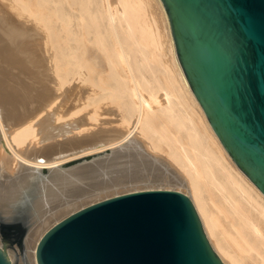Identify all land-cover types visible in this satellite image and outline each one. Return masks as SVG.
<instances>
[{
  "label": "bare ground",
  "instance_id": "1",
  "mask_svg": "<svg viewBox=\"0 0 264 264\" xmlns=\"http://www.w3.org/2000/svg\"><path fill=\"white\" fill-rule=\"evenodd\" d=\"M161 177L186 187L177 190L224 264H264V193L191 90L162 1L0 0V248L10 264L23 261L1 222L27 221V264H37L39 238L82 186Z\"/></svg>",
  "mask_w": 264,
  "mask_h": 264
},
{
  "label": "water",
  "instance_id": "2",
  "mask_svg": "<svg viewBox=\"0 0 264 264\" xmlns=\"http://www.w3.org/2000/svg\"><path fill=\"white\" fill-rule=\"evenodd\" d=\"M161 1L191 90L264 193V0ZM35 256L37 264H224L190 197L159 188L75 209L44 231ZM0 264H10L2 248Z\"/></svg>",
  "mask_w": 264,
  "mask_h": 264
},
{
  "label": "rangeland",
  "instance_id": "3",
  "mask_svg": "<svg viewBox=\"0 0 264 264\" xmlns=\"http://www.w3.org/2000/svg\"><path fill=\"white\" fill-rule=\"evenodd\" d=\"M6 64L9 65L8 62ZM90 161H91V158H87V159H81L79 161H75L72 163L73 164H79V163H85V162H90ZM167 172H169V173H167ZM163 173H164L163 177L173 178V174H171L170 170H168V171L164 170ZM166 178L163 179L161 177V178H158V180L155 178H148L150 180H148L146 178V180H145V178H143V179H138V180H134V181L133 180H127V181H123V182L122 181L113 182L110 179H106L104 182L96 183V185H93L94 187H92L90 185H84V186H82L83 189L81 190V192H79L77 194V196L67 197L68 201L66 203L67 204L70 203V204L66 207V209L63 212L56 214V216H57V217L55 216L56 220L52 221L48 227H50L55 222H57L58 220H60L61 218H63L67 214H69L70 212L74 211L75 209L80 208V207H82V206H84V205H86L92 201L100 200L102 198H106V197H109L112 195L121 194V193H125L128 191H134V190H146V189H157V188H159V189H171V190L182 189V191L187 190L186 187H184L182 185L179 186L178 184H176L173 179L167 180ZM93 184H95V183H93ZM167 184L171 185V186H168ZM86 186H89V187H86ZM177 191H179V190H177ZM182 191H180V192H182ZM59 205H60V203H59ZM51 209H52V211H55L58 209V207L52 205ZM1 227H2V230H4L3 233H5V235H6L5 239L8 238L6 240L8 245L14 246L18 250L17 251L19 253L18 256L23 261V264H27L26 252L24 251L25 247L23 246L24 243L22 240V238L24 237L23 235L26 233L27 228H28L27 221L25 222L22 220L21 217H19V219L14 221V222H5V221L1 222ZM22 228L24 229V231H23L21 238L19 239V240H22V242L19 243V242H17V240H18V237L22 231Z\"/></svg>",
  "mask_w": 264,
  "mask_h": 264
}]
</instances>
